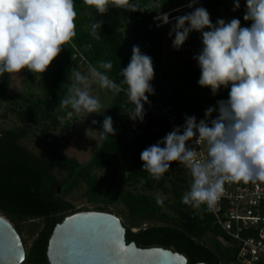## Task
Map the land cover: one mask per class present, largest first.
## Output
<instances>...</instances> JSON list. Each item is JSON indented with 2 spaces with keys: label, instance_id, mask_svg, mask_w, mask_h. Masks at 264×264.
<instances>
[{
  "label": "trees",
  "instance_id": "trees-1",
  "mask_svg": "<svg viewBox=\"0 0 264 264\" xmlns=\"http://www.w3.org/2000/svg\"><path fill=\"white\" fill-rule=\"evenodd\" d=\"M190 2L135 0L144 11L127 12L132 35L129 42L123 33L121 9L110 8L101 16L95 8L84 5L83 0H75L77 35L73 42L83 52L89 66L111 61L113 68L107 75L117 84L123 80L120 69L128 66L132 47L138 45L142 53L152 58L154 66L151 81L154 94H146L149 101L171 105L176 112L203 120L207 108H218L217 101L228 99L230 88L222 87L213 95L210 88L199 86V67L184 65L176 70L167 69L163 36L168 23L158 27L153 18ZM196 2L213 9L216 21L230 22L235 18L240 20L242 27L251 25V21L243 19L246 0H239L240 7L236 10H233L234 5L226 7L225 17L219 10V0ZM157 5L161 7L158 9ZM98 20L103 21L99 40L90 32V25ZM72 49L66 45L43 74L34 75L28 71L22 81L25 90L14 96L15 100L26 104V111L17 112L22 122H27L26 112L33 111L34 115L49 122L46 130L57 126L70 130L68 138L60 142L56 137L48 138L45 130L38 133L23 123L5 127L2 119L7 115L0 111V214L21 235L26 250L22 264H49L47 249L55 226L75 211L88 210L105 211L120 217L126 228L127 243L134 241L144 248L163 247L177 251L187 257V264L197 261L237 264L236 243L216 224L211 211L205 206L194 209L181 202L191 184L189 170L184 165L172 162L160 180H154L143 171L141 152L170 132L167 119L160 110L145 103L143 121L137 119V125L133 126L129 115L122 111L133 108L126 93H112L105 117H112L115 135L106 137L94 157L85 164L67 153L73 139L75 112L70 107L59 112L54 109L67 95L70 70L83 72L73 58ZM11 81V74L0 77V102L11 94ZM70 111L73 112L71 116L68 115ZM217 115L218 111L213 112L210 119ZM27 138L41 141L46 149L33 150L24 144ZM77 191H82V197L88 202L86 205L78 207L70 199ZM159 192L167 196L162 205L157 204ZM208 234L223 238L227 244L213 246L206 241ZM223 249L230 252L226 257Z\"/></svg>",
  "mask_w": 264,
  "mask_h": 264
},
{
  "label": "clouds",
  "instance_id": "clouds-1",
  "mask_svg": "<svg viewBox=\"0 0 264 264\" xmlns=\"http://www.w3.org/2000/svg\"><path fill=\"white\" fill-rule=\"evenodd\" d=\"M83 3L95 8L101 16L110 8L144 11L135 0H83ZM195 3L196 0H191L188 7ZM246 6L243 19L251 21L249 27H242L235 18L230 22L218 19L213 24L205 8L195 7L192 12L176 17L169 33L170 36L174 33L172 46L179 50L192 31L200 32L203 47L194 57L201 71L199 86L210 88L213 95L222 87L230 88L228 99L217 101L218 108L206 109L205 119L197 123L195 116H186L183 131L175 127L140 154L143 171L154 180H160L172 162H179L190 171V189L181 202L194 209L205 206L212 211L224 194L226 183L264 182V0H246ZM75 7V0H0V77L23 69L34 75L43 74L66 45L76 48ZM239 7V0H235L233 10ZM157 19L169 23L167 13ZM102 24L98 20L90 25L91 35L97 40L101 38ZM112 68L111 61H100L89 66L88 75L71 69L67 95L54 112L70 107L77 114L82 111L101 114L106 109L91 94L92 85L97 84L113 94L124 91L133 108L122 111L132 120L142 122L144 104L149 103L146 94H154L152 58L133 45L128 66L120 69L123 77L120 84L107 75ZM216 111L217 117L210 119ZM102 127V138L115 135L111 116L104 118ZM194 137L195 145L206 148L203 158L196 147L188 146ZM157 204H163L159 196Z\"/></svg>",
  "mask_w": 264,
  "mask_h": 264
},
{
  "label": "water",
  "instance_id": "water-1",
  "mask_svg": "<svg viewBox=\"0 0 264 264\" xmlns=\"http://www.w3.org/2000/svg\"><path fill=\"white\" fill-rule=\"evenodd\" d=\"M20 236L15 226L0 214V264L23 263L26 250ZM50 236L49 264L188 263L185 255L171 249L127 243L120 217L105 211H75L58 223Z\"/></svg>",
  "mask_w": 264,
  "mask_h": 264
},
{
  "label": "rangeland",
  "instance_id": "rangeland-1",
  "mask_svg": "<svg viewBox=\"0 0 264 264\" xmlns=\"http://www.w3.org/2000/svg\"><path fill=\"white\" fill-rule=\"evenodd\" d=\"M220 7L219 10L223 17L227 15L226 7H233L235 4V0H219ZM189 4H186L180 8H176L173 11L169 12V18H172L165 29V34L163 36V46L165 52V65L167 69L176 70L184 65H190L199 67L198 62L194 57L198 56L202 50V37L201 33L197 31H192L185 43L181 46L179 50L175 49L173 45V40L175 38L174 33L170 36L169 33L171 32L173 26L176 23V17L188 14L194 10L195 7H203L205 8L208 13L210 14L211 21H216V15L213 9L203 5L202 2H196L193 7H188ZM128 10L121 9V18L123 21V33L127 41H132L131 35V21L128 19L127 15ZM172 15H176L171 17ZM89 67H85L83 69L82 74L88 75ZM28 73L27 69H23L20 73H12V89L11 94L5 97L0 102V111L2 114H6L7 117L2 119V124L5 127H13L15 125L22 124L26 127L30 128L33 131L38 133L45 130L46 135L48 138L56 137L60 142H63L66 138H68L71 134V131L66 129L63 126L51 127L50 129L46 130L49 122H46L41 116L34 115L33 111H27V122H22L20 120L19 114L17 112L21 110L26 111V104L23 103L22 100H15L14 96L18 92H22L25 90V87L22 83L23 78L26 77ZM39 92L37 91L36 94ZM91 94L93 96H97L107 110L108 106L112 100V92L107 89H101L97 84L92 85ZM106 110H104L101 114L97 115L95 113L88 114L86 112H81L79 114L75 113V118L72 119V129H73V139L70 141V144L67 149V153L70 156L76 157L81 163L85 164L90 161L97 152L98 147L102 144L101 142L104 141L105 138H102L100 133L103 131V118L106 115ZM96 119L98 121L97 125H92L90 120ZM132 125H137L138 120H132ZM24 144L29 146L35 151H44L46 149V145L43 144L41 141L27 138L24 140ZM163 202L166 201L167 196L162 192L157 194ZM70 199L74 202V205L80 207L86 205L88 202L85 198L82 197V191H77L72 194ZM115 205H111L114 207ZM120 206V205H119ZM206 241L211 243L213 246L216 245H226L224 239L216 238L208 234L206 236ZM230 252L228 249H223V254L226 257ZM227 262V261H226ZM238 264V263H237Z\"/></svg>",
  "mask_w": 264,
  "mask_h": 264
},
{
  "label": "built area",
  "instance_id": "built-area-1",
  "mask_svg": "<svg viewBox=\"0 0 264 264\" xmlns=\"http://www.w3.org/2000/svg\"><path fill=\"white\" fill-rule=\"evenodd\" d=\"M157 17L153 18L156 20L157 26L161 27L163 23ZM171 19L169 18V21ZM72 51L78 67L81 69L89 67L85 55L77 46ZM148 104L164 114L170 126V132L175 127H181L183 131L186 116H194L176 112L171 105L150 101ZM196 119L199 123L198 117ZM93 121L97 120L91 119L92 125L98 124V121L97 123H93ZM195 139L194 137L193 140H190L188 146L196 147L203 158L206 155V148L200 149L195 145ZM224 187V194L211 213L216 224L236 243L235 263L264 264V182L226 183ZM225 244L227 243L225 242Z\"/></svg>",
  "mask_w": 264,
  "mask_h": 264
}]
</instances>
